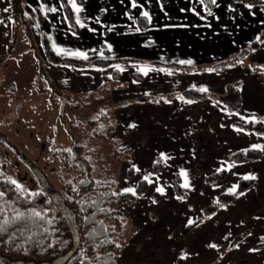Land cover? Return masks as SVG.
Listing matches in <instances>:
<instances>
[{"label": "rangeland", "instance_id": "rangeland-1", "mask_svg": "<svg viewBox=\"0 0 264 264\" xmlns=\"http://www.w3.org/2000/svg\"><path fill=\"white\" fill-rule=\"evenodd\" d=\"M76 4L82 9L78 13L73 10L69 0H62V3L60 0H52L45 4L43 0H0V177L15 180L25 190H46L56 198L63 180L69 174L64 173L58 159L53 158L54 151L70 149L79 144L82 151L88 154L87 159L95 161V168L92 166L94 171L105 169L108 175L114 177L118 192H125L129 188L135 190L137 181L144 179L149 192L160 196L155 203L169 207V211L163 210L164 216L160 212L162 219H169L165 222L166 232L154 244V249L161 250L164 256L161 261L154 260L152 264H264V206L256 205V200L248 198V202L255 205L250 210L245 205L246 201L238 203L240 198L237 194L232 201L223 204L228 198L227 194L233 192L236 178L259 176L261 171L257 169L262 165L261 158L236 161L234 155L217 156L216 160L204 163V169L194 164L193 171L201 168V175H209L201 179L203 186H181L184 195L175 196L183 201L174 206L173 211L163 200L169 202L173 195V175L179 176L183 171L188 178L189 166L183 158L173 160L177 148H169L171 139L165 136L161 137L162 140L151 138L142 148L125 149L128 150V157L120 158L124 149L121 148L123 141L118 136L120 132L116 128L117 124L125 122L135 125L130 131L125 130L128 133L127 138L133 139L143 128V118H135L130 114L126 117L123 113H118L121 105L117 106L116 96L111 91L118 84L107 80L99 86L96 84L92 90L88 88L84 92L70 93L67 90L70 88L69 80L50 78L46 64L51 60L50 55H57L53 44L68 52H83L88 59L71 55H57L58 57L83 59L86 62L97 60L91 66L95 78L105 76L106 71H102L104 69L124 70L135 66L131 61L127 65L124 62H103L123 53L116 37V18L121 0H76ZM50 8H56L57 11L51 12L48 10ZM61 8H64L66 19L63 20L68 21V28H64L62 24ZM66 10L69 13L68 18ZM45 12L51 13L49 19H46ZM20 18L26 21V26ZM77 18L84 27L77 23ZM104 24L106 34L102 33ZM27 28L29 35L26 34ZM73 31L77 32L78 39L66 43L69 33L73 34ZM88 86L91 85L87 84L86 87ZM60 90L62 91L58 93ZM159 95L161 94L154 96ZM64 96L70 97L72 101L66 103ZM210 96L212 95L209 94ZM141 101L145 102L142 99ZM98 110L105 112L112 124L113 130L109 137L114 141L111 144L89 137L93 134V126L88 125L87 121L97 117ZM144 117L149 122L175 124L171 133L181 137L186 133L180 130L184 124L192 122V118L197 123L200 120L197 114L188 116L180 111L153 118L150 115ZM99 130L104 131L105 125ZM156 133L149 132L154 136ZM176 140L177 138L174 142ZM113 147L117 148L118 158L121 159L119 162L111 154ZM195 150L193 148L191 152ZM161 154L164 158H161ZM186 157H189L188 154ZM155 162L161 164V169L152 173L151 166ZM129 168L132 172L130 177L125 175ZM222 169L225 177L220 181H211L210 177ZM179 180L183 185L184 177L181 176ZM189 181L195 183L193 179ZM157 188H162L163 193L158 192ZM262 191L260 195L263 194ZM262 196L256 197L258 202ZM204 201L206 202L202 204ZM151 213L153 218L157 217L156 210ZM190 220L193 223L189 224ZM226 221L233 225L227 228ZM132 225L135 226L133 223ZM188 225L190 227L183 233L182 229ZM141 245L139 243L135 249H140ZM127 246H133L131 239H128L115 264H143L141 260L145 261L149 255H154V250H149L144 258L137 259L124 253Z\"/></svg>", "mask_w": 264, "mask_h": 264}, {"label": "crops", "instance_id": "crops-1", "mask_svg": "<svg viewBox=\"0 0 264 264\" xmlns=\"http://www.w3.org/2000/svg\"><path fill=\"white\" fill-rule=\"evenodd\" d=\"M50 1L52 0H43L44 4ZM60 2L62 3V0ZM134 2L136 7H133V0H121L116 18L118 22L116 37L123 53L108 60L113 62L128 60L125 65L131 61L135 66L127 67L123 71L118 70L120 76L114 83L113 69H104L102 71H106L105 76L95 78L91 66L84 68L50 60L46 64L50 78L69 80L70 88L67 90L70 93L94 89L96 84L99 86L101 82L107 80L118 84L112 85L111 90L116 96L115 103L117 106L121 105L118 113H123L126 117L130 114L135 118H143V128L133 139L127 138L128 133H125V130L130 131L133 128L130 124L125 122L117 124L116 128L120 132L118 136L123 141L121 148L124 150L142 148L151 138L162 140L161 137L165 136L171 139L169 148L173 150L177 148L173 160L177 158L187 160L189 187L193 184L204 185L201 179L206 178L207 174L201 175V168L204 169L203 164L207 161H214L217 156H232L249 149L259 150L262 165L257 170L261 173L258 177L252 176L255 178L251 188L241 192L242 195L241 193L237 195L240 198L238 203L246 201L245 205L250 210L255 205L250 204L248 198L256 200V205L264 206V134L237 126L249 123L264 126V39L256 48L250 49L252 42L264 30V0H216L215 4L211 3V0H203V3L201 0H134ZM247 5L252 7L249 8ZM63 9L60 10L61 20L66 19ZM209 11L212 15L208 14ZM66 12L68 18L69 13L67 10ZM144 12L149 13L151 20L142 15ZM50 16V12H45L46 19ZM140 18L145 19L144 27L140 26ZM62 24L64 28L69 27L67 20H63ZM104 26L106 24L103 25L102 33L106 34ZM75 33L77 34L74 31L73 34L69 33V38L65 42L77 40L78 34ZM244 49H247V52L234 63L220 68L215 67L235 58ZM123 57L125 59H122ZM189 60L192 61L191 64L186 63ZM148 61L150 62L147 63ZM155 62L178 64L191 69L184 72L172 71L167 67L155 65ZM144 68L149 69L146 75L138 70ZM135 75L138 77H134ZM87 84L91 86L86 87ZM202 88L207 91H200ZM192 93L204 96L193 99ZM158 94L161 95L156 96L158 98L155 100L141 101L142 97L150 98ZM209 94L212 96L209 97ZM179 97L184 99L181 100ZM179 111L188 116L197 114L200 119L197 123L196 119L192 118L190 119L192 122L183 125L180 130L186 132L184 137L171 133L175 124L149 122L144 117L150 115L153 118ZM153 131L157 132L155 136L149 134ZM175 138L177 140L174 142ZM193 148L196 150L191 152ZM194 164L200 165L201 168L193 171ZM238 164L239 162L236 163ZM179 177L181 178L180 175ZM192 179L195 183L189 181ZM239 179L236 178L235 190ZM260 191L263 192V196L260 195ZM172 192L170 201L163 202L169 204L170 209L174 211V206L183 200L175 196L173 187ZM253 192L255 194L251 196ZM150 193L147 186L144 193H137L135 203L122 205L120 208V216L129 219L136 228L131 238L133 246L131 248L127 246L128 250L125 248L124 253L134 258H144L146 252L154 250L153 256L149 255L147 260H141L143 264H152L154 260L161 261L164 255L161 250L154 249V244L156 239L159 241V237L165 234L167 228L165 222L169 221L162 219L160 214L163 212L164 216V211H169V207L153 203ZM257 196H262L259 197L260 202ZM153 210L157 211L156 218L152 217ZM232 225L226 221L227 228ZM139 243H142L140 249H135Z\"/></svg>", "mask_w": 264, "mask_h": 264}, {"label": "trees", "instance_id": "trees-1", "mask_svg": "<svg viewBox=\"0 0 264 264\" xmlns=\"http://www.w3.org/2000/svg\"><path fill=\"white\" fill-rule=\"evenodd\" d=\"M20 19L26 26V21L23 18ZM139 21L140 26L144 27L145 19L140 18ZM14 26L15 23L13 28ZM26 34L29 35L28 28ZM262 39H264V30L252 42L250 49L256 48ZM246 52L247 49H244L235 58L215 67L220 68L234 63ZM49 58L56 63L84 68L97 63V60L86 62L74 58H61L54 54ZM103 62L126 63L127 61L104 60ZM154 64L167 67L172 71L179 70V72L191 69L188 66L171 63L155 62ZM118 75L117 68L113 69L114 83ZM185 94L188 95L187 92ZM191 96L193 99H199L204 95L192 93ZM157 98L153 96L141 99L148 101ZM64 99L66 103L72 101L70 97L64 96ZM87 122L88 125L93 126L90 139L108 141L110 144L114 141L109 137L113 129L105 112L98 110L97 117L88 119ZM103 124L105 130L100 131ZM237 126L264 134V126L259 123L237 124ZM127 151L124 150V155L121 153L120 158H127ZM111 154L116 162L121 161L118 158L117 148L113 147ZM54 157L58 159L62 171L69 174L63 180L61 191L59 190L55 195L56 198H53L46 190L18 189L11 180L0 177V192L3 193V196H0V225H3V230H0V264H115L128 239L130 240L136 232L131 221L120 216V208L122 205L136 202L137 193H144L147 189L146 180L137 181L135 195L126 191L118 192L114 177L108 175L105 169L100 172L94 171L95 161L87 159L88 154L82 151L79 144H75L70 149L55 150ZM234 157L236 161L251 160L255 157L260 158L261 153L257 149H249L238 152ZM1 167L0 163V171ZM160 169L161 164L158 162L151 166L152 173H157ZM125 175L129 177L132 175L130 168ZM224 177L225 171L222 169L210 178L211 181H220ZM178 179H180L178 174H174L171 185L175 194L182 196L184 193ZM253 184V179L240 178L236 190L227 194L228 198L223 204L229 203L237 193L248 190ZM150 197L154 201L160 199V196L154 192L150 193ZM37 213L39 215H36ZM18 214L22 215L17 218ZM5 221L8 223L5 224ZM188 227L190 225L182 229V232L184 233Z\"/></svg>", "mask_w": 264, "mask_h": 264}, {"label": "snow or ice", "instance_id": "snow-or-ice-1", "mask_svg": "<svg viewBox=\"0 0 264 264\" xmlns=\"http://www.w3.org/2000/svg\"><path fill=\"white\" fill-rule=\"evenodd\" d=\"M69 2L71 3V6H72V8H73V10H74L75 12L78 13V12H80V11L82 10V9H80V8L77 6V4H76V0H69ZM201 3H203V0H201ZM211 3L215 4V3H216V0H211ZM133 7H136V4H135L134 0H133ZM247 7L251 8L252 6H251V5H247ZM42 8H43V6H42ZM48 10L51 11V12H55V11H57L56 8H50V9H48ZM4 11H8V9H4ZM208 14H209V15H212L211 11H209ZM142 15L145 16V17H148V19L151 20V17L149 16V13H148V12H144V13H142ZM77 23L80 24L81 27H84V25L80 22L79 18H77ZM37 26H38V25H37ZM137 31H139V29H137ZM49 39H51V37H49ZM53 49H54V51L57 53V55H71V56L80 57V58H83V59H88V56H87L85 53H83V52H68V51H66V50L63 49V48H59V47H57L55 44H53ZM180 63H185V61H180ZM186 63L191 64L192 61L189 60V61H187ZM117 67H118V66H117ZM120 70L123 71V69H120ZM138 70L144 72L145 75H146L147 72L149 71V69H147V68H144V69H138ZM200 91H202V92H203V91H207V89L202 88V89H200ZM179 99L183 100L184 98H183V97H179ZM191 102H192V101H188V103H191ZM132 127H135V125H132ZM161 158H164L163 154H161ZM180 175H181L182 177H184V184H183L182 186L185 187V188H188V187H189V183H188V179H187V173L182 171V172L180 173ZM248 178H250V179H254L255 177H246V179H248ZM145 179H147V177H145ZM11 183L14 184V185H16V187H17L18 189L21 188V186H20L19 184H17V182H16L15 180H12ZM156 190H157L158 192L163 193V189H162V188H157ZM125 191H127V192H131L133 195H135L134 190L131 189V188H129V189H125ZM232 191L234 192V191H235V188H233ZM114 194H115V193H114ZM241 195H242V193H241ZM0 196H3V193H2V192H0ZM153 203H155V201H153ZM20 215H22V214H18V215H17V218H18ZM36 215H39V214L37 213ZM4 223L6 224V223H8V221H5ZM191 223H193V221L190 220V221H189V224H191ZM0 230H3V225H0ZM211 247H216V246H215V245H211Z\"/></svg>", "mask_w": 264, "mask_h": 264}]
</instances>
